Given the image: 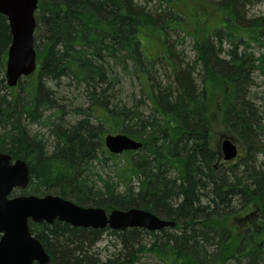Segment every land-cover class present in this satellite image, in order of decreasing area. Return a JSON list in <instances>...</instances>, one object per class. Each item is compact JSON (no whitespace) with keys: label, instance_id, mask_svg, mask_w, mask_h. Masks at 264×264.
<instances>
[{"label":"trees","instance_id":"obj_1","mask_svg":"<svg viewBox=\"0 0 264 264\" xmlns=\"http://www.w3.org/2000/svg\"><path fill=\"white\" fill-rule=\"evenodd\" d=\"M244 1L214 2L223 27L201 30L195 59L182 64L170 45L148 59L140 41L145 30L165 37L175 31L171 22L180 16L174 11L154 15L133 0H38L36 82L0 92V153L29 169L20 194H51L107 213L140 209L175 224L150 233L30 223L49 264H137L148 254L161 264H264V104L253 98L258 87L264 94V54L250 47L264 49V16L247 19ZM9 45L0 15V69ZM161 61L164 85L152 75ZM128 75L139 80L141 95L130 107L120 101ZM61 82L82 89L92 106L71 124L46 87ZM46 112L60 114L58 122L51 126ZM47 122L49 137L31 133L32 125ZM218 123L241 145L230 163L211 146ZM108 134L125 135L142 148L111 155L103 144ZM105 161L112 175L99 173ZM104 233L120 251L103 262L94 248Z\"/></svg>","mask_w":264,"mask_h":264},{"label":"water","instance_id":"obj_2","mask_svg":"<svg viewBox=\"0 0 264 264\" xmlns=\"http://www.w3.org/2000/svg\"><path fill=\"white\" fill-rule=\"evenodd\" d=\"M37 5L38 0H0V15L5 17L10 35L5 66L6 84L10 88L36 69L33 37ZM104 145L114 155L142 147L140 142L122 134L107 135ZM221 151L225 162L238 155L230 139L223 141ZM28 182L27 164L21 160L11 162L9 155L0 153V264L50 263L51 257L29 232V222L51 225L59 221L75 228L112 231L135 228L147 232L175 226L140 209L113 210L107 214L101 208L80 207L53 195L9 198L15 189L24 190Z\"/></svg>","mask_w":264,"mask_h":264},{"label":"rangeland","instance_id":"obj_3","mask_svg":"<svg viewBox=\"0 0 264 264\" xmlns=\"http://www.w3.org/2000/svg\"><path fill=\"white\" fill-rule=\"evenodd\" d=\"M133 1L136 6L141 7L146 12L154 15H164L165 13H173L174 11L181 17H179L177 21L171 22V27H175L176 30L174 31L172 29H169L166 33V37L162 33L150 36L148 30L144 31V34H142L143 38L142 40L140 39V41L142 46L147 50L146 56L148 59H155L164 51L165 46L170 45L173 60H176L178 62L183 61L182 64L190 63L195 59V52L193 49L195 42L194 40L202 35L200 33L201 30L209 31L207 34H210V32L222 28L224 25L221 14L216 12L215 10L216 7L214 5V2L218 0H164V2L167 3L162 2L163 4L161 6L158 0ZM243 7L244 11L246 12L245 16L247 19L264 16V0H245ZM161 21V19L158 21L159 25L162 24ZM250 47L255 55H258L260 53L264 54V49L253 45H251ZM223 49L227 50L228 46L224 45ZM161 62L162 63L156 64L155 68L153 69L152 75L155 78L153 79L156 82L164 85V79L166 78L167 73L164 68V65L166 63H164V61ZM254 77L256 83H259L260 79L258 78L257 74ZM23 80H28L27 84L31 87L36 82V76L33 75L32 77ZM5 87H7L5 80V68H2L0 69V92L4 94L7 93ZM46 87L50 88V90L53 92V99L63 113L62 120L64 122L71 124L77 120L82 119L83 116L78 115L77 112L85 111L90 106L85 92L82 89L77 88L75 84L71 82H61L58 84L47 83ZM120 87V101L128 107L132 106L133 98H135L136 100L141 98L139 80L134 76L128 75V77H124L122 79V84L120 85ZM254 96L257 97L256 104L258 106L264 104V102L262 103V101L260 100L261 98H264V94H261L260 87L253 90V98ZM52 112L57 113L56 110ZM52 112H46L43 115L44 118H47L49 115H51V119L49 121L51 126L56 124L58 122V118L60 117V114L54 115L52 114ZM93 112L94 114L96 113L95 108H93ZM49 123L47 122L44 125L35 124L32 125L29 129L32 134H37L39 138L44 137L46 139L50 136ZM93 123L96 124V121H94ZM225 131V127L220 123L214 126L213 136L211 138L212 148L217 149L222 158V143L225 139H230L235 143L238 154L240 155L241 145L232 137H225ZM103 166V168H101L100 166L97 167L99 173L102 174V176L113 174L111 173L113 170L110 161L103 162ZM17 194L19 195L20 192H17ZM119 251L120 247L116 245L113 236L108 235V233H104V235L97 242L94 248L95 254H97L98 258L103 262L105 260L112 259L114 255ZM137 264L161 263L154 256H150L148 254L144 255L141 258V261Z\"/></svg>","mask_w":264,"mask_h":264},{"label":"bare ground","instance_id":"obj_4","mask_svg":"<svg viewBox=\"0 0 264 264\" xmlns=\"http://www.w3.org/2000/svg\"><path fill=\"white\" fill-rule=\"evenodd\" d=\"M27 87V86H26Z\"/></svg>","mask_w":264,"mask_h":264}]
</instances>
